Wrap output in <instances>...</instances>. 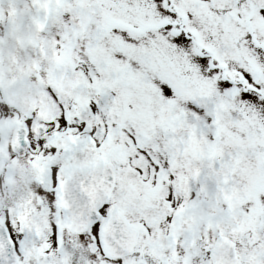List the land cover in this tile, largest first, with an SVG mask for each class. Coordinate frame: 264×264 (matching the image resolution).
Returning <instances> with one entry per match:
<instances>
[{
	"label": "snow or ice",
	"instance_id": "6c2138e0",
	"mask_svg": "<svg viewBox=\"0 0 264 264\" xmlns=\"http://www.w3.org/2000/svg\"><path fill=\"white\" fill-rule=\"evenodd\" d=\"M21 2L0 264H264V0Z\"/></svg>",
	"mask_w": 264,
	"mask_h": 264
},
{
	"label": "rangeland",
	"instance_id": "374dc122",
	"mask_svg": "<svg viewBox=\"0 0 264 264\" xmlns=\"http://www.w3.org/2000/svg\"><path fill=\"white\" fill-rule=\"evenodd\" d=\"M10 8L12 9L15 23L6 31H0V50H13L14 52L20 51V54L15 53L11 54V56L14 58H19L18 60H23L22 56H24L26 58L27 68L28 64L35 57L36 53L30 47L32 39L30 26L24 20L26 5L22 3L21 0H11V4L9 3V0H5L3 5H0V18L7 19ZM17 77H19V75ZM14 96L15 98H13ZM29 96L30 93L26 89L24 91L21 90L16 92V94L11 97V99H19L17 101L9 99V97L6 95H3V98L0 97V99H7L9 101L8 103L11 105H25L29 102Z\"/></svg>",
	"mask_w": 264,
	"mask_h": 264
},
{
	"label": "flooded vegetation",
	"instance_id": "af4514ba",
	"mask_svg": "<svg viewBox=\"0 0 264 264\" xmlns=\"http://www.w3.org/2000/svg\"><path fill=\"white\" fill-rule=\"evenodd\" d=\"M11 54L10 51H5V50H0V71L7 66H10L12 63H14L15 65H18L19 62L16 60L11 61L9 59V55ZM12 62V63H11ZM25 62L21 61L20 62V67L21 68H25L24 67ZM9 79L3 78L0 75V85L4 84L8 81ZM15 108L20 109L22 108L24 105H18V104H14L13 105ZM6 121H0V126L6 127L7 126ZM13 183L17 186V193L18 195H23L26 191H27V184L24 183L23 179L19 176H17L15 178V180L13 181Z\"/></svg>",
	"mask_w": 264,
	"mask_h": 264
}]
</instances>
